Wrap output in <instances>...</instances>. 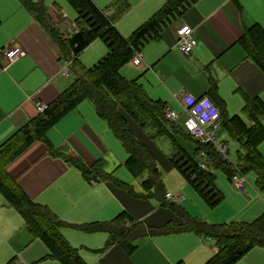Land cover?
I'll return each instance as SVG.
<instances>
[{
  "label": "crops",
  "instance_id": "crops-1",
  "mask_svg": "<svg viewBox=\"0 0 264 264\" xmlns=\"http://www.w3.org/2000/svg\"><path fill=\"white\" fill-rule=\"evenodd\" d=\"M126 1L130 7L125 13L139 8L140 20L144 22L166 0ZM93 2L104 8L115 0ZM47 12L52 19L59 20L55 22L61 29L60 12L54 7ZM0 20V49L11 45L21 51L15 52L0 74L2 145L38 115L36 103L47 104L70 84V74H59V51L55 43L18 0H0ZM183 22L193 28L197 40L189 55L182 54L175 46L174 31ZM255 24L264 29V0H192L180 17L160 25L157 37L152 35L138 46L142 61L137 66L142 71L135 77L150 97L164 102L169 110H177L173 122L181 127L183 123L178 118L184 113L182 92L198 98L209 97L221 115H238L248 123L242 113L243 97H258L264 103V73L238 41L244 30ZM219 131V137L224 140L223 133H228L221 125ZM45 136L46 142L34 140L25 147L8 163L6 171L32 200L48 206L59 219L70 224L109 221L125 211L129 219L148 226H161L170 221L175 225L180 223L170 209L160 206L154 198L138 199L107 182H94L66 161V157H77L84 164L92 165L103 160L106 166V157L117 145V139L96 115L89 100L80 102L62 116ZM258 148L264 155V139ZM196 154L198 162L200 158ZM247 187H252L249 189L259 197L263 194L256 193L253 180L250 183L248 179L244 193H239L247 195ZM255 194L250 199L251 204L257 203L249 211L248 218L252 219L264 209V196L262 202ZM61 233L86 264H184L187 259L192 264H202L214 250L202 246V237L193 231L139 238L130 254L116 243L102 250L107 242L105 232L85 233L65 226ZM46 253L45 244L29 235L20 214L0 193V264L8 261V264H61L55 259L40 261ZM234 264H264V247L251 248Z\"/></svg>",
  "mask_w": 264,
  "mask_h": 264
},
{
  "label": "trees",
  "instance_id": "trees-1",
  "mask_svg": "<svg viewBox=\"0 0 264 264\" xmlns=\"http://www.w3.org/2000/svg\"><path fill=\"white\" fill-rule=\"evenodd\" d=\"M66 1L77 12L74 31L67 36L57 26V22L52 20L43 0H18L22 7L34 15L35 21L55 43L59 51V64L72 58V64L76 62L78 65V55L95 38L104 42L106 53L92 65L81 66L72 83L48 102L42 112L0 145V193L8 205L20 214L29 235L45 244L47 253L40 261L55 259L61 264H86L77 249L62 235L61 228L65 226L85 233L105 232L107 242L102 250L116 243L127 254L133 252L135 241L139 238L193 231L203 239H213L215 243L212 255L202 264H234L251 248L264 247V212L246 222L230 220L207 223L188 215L179 205L163 200L166 192L156 163L153 140L173 132L182 134L181 126L166 118L164 102L150 97L138 77L127 79L119 72L142 41L152 35L157 37L160 25L168 19L180 17L192 0H166L127 37L115 25L130 7L126 0H115L112 5L104 8L97 6L93 0ZM238 42L264 73V29L259 24L250 26L244 30ZM84 100L93 104L96 115L107 124L126 152L123 164L130 175L138 177L142 172H147V177L141 182L143 192L134 191L128 182L106 172L103 160L92 165L84 164L77 157H66V161L94 182H107L138 199L154 198L160 206L170 209L180 219L179 224L170 221L161 226H148L142 221L129 219L125 211L109 221L70 224L59 219L48 206L32 200L10 177L6 171L8 163L32 141L46 142V131ZM242 113L248 123L238 115L220 114L221 129L238 142L244 151L236 164L222 160L210 148L204 149L213 161L212 167H220L229 179L235 168L243 174L252 171L255 175L254 186L264 194V155L258 148L264 139V103L258 97L244 96ZM135 130L147 142L141 140ZM185 133V136L191 138ZM194 141L195 152L198 153L202 147ZM167 159L208 207L214 208L223 199V194L215 186V176L211 170H200L191 155L177 151L170 153Z\"/></svg>",
  "mask_w": 264,
  "mask_h": 264
},
{
  "label": "rangeland",
  "instance_id": "rangeland-1",
  "mask_svg": "<svg viewBox=\"0 0 264 264\" xmlns=\"http://www.w3.org/2000/svg\"><path fill=\"white\" fill-rule=\"evenodd\" d=\"M43 3L48 10L54 7V10L56 9L60 12L62 15L61 18L63 20V22L60 23V25L62 24L61 29L65 36L70 35L72 31H74L73 23L77 17L76 10L66 0H43ZM140 16L141 10L139 8H133L132 10L125 13L117 21V29L125 37L129 36L131 32L142 23ZM52 20L58 21L55 18ZM105 52L106 48L104 42L99 38L93 39L89 46L82 50V52L78 55V65H76V62L74 64L71 63L72 72L69 75L70 83H72L74 80L76 73L79 72L81 66L88 67L92 65L102 55H104ZM136 52H140V50ZM141 71L142 69H140L139 66L134 65L130 58L127 63L120 67L119 72L125 78L132 79ZM186 117L187 115L183 113V117L178 118V121L183 123ZM180 131H182V134L173 132L171 135H163V137H156L153 140V145L155 146L157 156L156 163L161 173L164 192L170 194L179 192L181 195H183L184 199L179 204L178 202L175 203L180 205V207L184 209L188 215L206 221L207 223L228 222L230 220H235L238 222L251 221L252 218H248L250 217L249 211H252L254 206L257 205V203L251 204L250 201L252 196L255 194L253 190L249 189L252 187L246 188V191L248 192L247 195L240 194L232 186L228 175L220 167H213L210 170L215 176L214 183L217 189H219L223 194V199L214 208H210L206 205L194 188H192L186 182L178 169L168 161V155L177 151L191 155L194 159L197 158V154L195 152V141L183 134V127H181ZM185 134L188 135L187 133ZM216 135L218 137L220 135V131ZM222 137L228 145L229 162L236 164L239 160V157L244 153L243 148L238 142L233 141L226 133H223ZM115 142L117 145H115V148L112 149V152L106 157L108 160V163L105 166L106 171L113 173V176L131 184L134 188V191L143 192L141 182L147 177V172H142V174L138 177H132L123 164L122 156L126 154V152L117 140ZM244 176L250 181V183L255 178V175L252 171L245 172ZM123 177H125V179H123ZM254 189L256 193L259 192L256 187H254ZM258 195L259 194L256 196L259 197ZM262 196H264V194L260 195L259 198L261 200ZM163 200L168 203L164 196ZM261 211L264 212V209ZM263 212H261L259 215H261ZM214 244V240L211 238H204V241L202 242V246H206L207 248L209 246L210 248H213ZM184 264H192V260L187 259V262H184Z\"/></svg>",
  "mask_w": 264,
  "mask_h": 264
},
{
  "label": "built area",
  "instance_id": "built-area-1",
  "mask_svg": "<svg viewBox=\"0 0 264 264\" xmlns=\"http://www.w3.org/2000/svg\"><path fill=\"white\" fill-rule=\"evenodd\" d=\"M193 28L187 23H180L174 31L175 46L184 55H189L196 46L197 40L193 35ZM15 52H21L18 47L11 45L4 46L0 50V74L5 71L8 60L12 58ZM142 59V53L135 52L131 58L134 65H139ZM73 59L64 60L60 63L58 72L62 76L71 74V63ZM181 103L184 107V113L187 117L183 121L184 131L201 145L198 150L200 160L197 162L198 168L208 170L212 168V159L206 153L204 148H210L216 156L222 160H228V145L219 136L220 112L217 105L209 97H195L188 92H182ZM38 112L46 108V103H36ZM164 114L167 119L174 121L177 118L176 112L165 108ZM230 182L237 192L244 193L247 179L244 174L235 168L230 175ZM165 199L170 202H181L184 197L179 192L165 193ZM203 239V238H202ZM204 241V239H203Z\"/></svg>",
  "mask_w": 264,
  "mask_h": 264
}]
</instances>
